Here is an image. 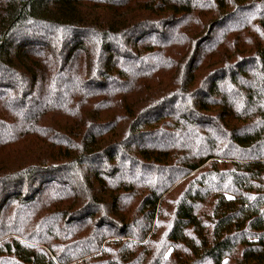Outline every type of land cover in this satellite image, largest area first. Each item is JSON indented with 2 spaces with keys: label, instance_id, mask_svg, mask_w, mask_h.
<instances>
[{
  "label": "trees",
  "instance_id": "1",
  "mask_svg": "<svg viewBox=\"0 0 264 264\" xmlns=\"http://www.w3.org/2000/svg\"><path fill=\"white\" fill-rule=\"evenodd\" d=\"M0 264H264V0H0Z\"/></svg>",
  "mask_w": 264,
  "mask_h": 264
}]
</instances>
